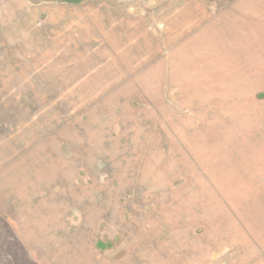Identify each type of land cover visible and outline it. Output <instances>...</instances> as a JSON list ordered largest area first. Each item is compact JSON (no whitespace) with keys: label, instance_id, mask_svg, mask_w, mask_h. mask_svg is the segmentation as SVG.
I'll return each mask as SVG.
<instances>
[{"label":"rangeland","instance_id":"rangeland-1","mask_svg":"<svg viewBox=\"0 0 264 264\" xmlns=\"http://www.w3.org/2000/svg\"><path fill=\"white\" fill-rule=\"evenodd\" d=\"M0 263L264 264V0H0Z\"/></svg>","mask_w":264,"mask_h":264},{"label":"crops","instance_id":"crops-1","mask_svg":"<svg viewBox=\"0 0 264 264\" xmlns=\"http://www.w3.org/2000/svg\"><path fill=\"white\" fill-rule=\"evenodd\" d=\"M9 237V236H8ZM12 245H14V244H12ZM0 264H2V263H0Z\"/></svg>","mask_w":264,"mask_h":264},{"label":"trees","instance_id":"trees-1","mask_svg":"<svg viewBox=\"0 0 264 264\" xmlns=\"http://www.w3.org/2000/svg\"><path fill=\"white\" fill-rule=\"evenodd\" d=\"M97 245H99V246H100L101 244H97Z\"/></svg>","mask_w":264,"mask_h":264}]
</instances>
